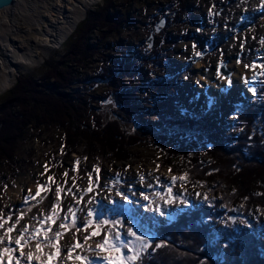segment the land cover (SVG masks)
<instances>
[{
  "label": "rangeland",
  "instance_id": "374dc122",
  "mask_svg": "<svg viewBox=\"0 0 264 264\" xmlns=\"http://www.w3.org/2000/svg\"><path fill=\"white\" fill-rule=\"evenodd\" d=\"M42 2L44 4V1L36 0L24 12L19 7L22 14L16 12L19 19L11 37L19 43L24 42L23 49L34 46L35 25L29 19L43 17ZM175 2L119 0L115 4V10L129 15L130 21L97 47L102 55L105 54V60H101L105 64H116L122 57L128 61V74L121 81L122 86L129 87L127 91H130L126 98H130L131 104L126 110H122L115 94L106 97L108 88L105 85L92 83L100 81L87 79L86 76L96 70L90 65L85 74L86 81L75 84L68 92L73 97L93 95V112L99 111L106 116L120 113L124 116V126L139 134L140 142L122 144L126 150L121 149L118 154L106 148V157L99 159L96 155L103 150L102 143L93 140L94 147L84 149L86 141L80 135L68 146L70 150L77 149L67 156L63 140L65 128L46 124L43 133L29 128L30 132L18 141L16 156L12 160L0 157V224H3L0 238L4 240L0 243V253L6 247L16 248L14 243H7L8 237L14 241L28 227L29 231L23 234L30 243L22 241V250L25 256L32 253L34 258L31 261L22 259L21 264H86L75 259L77 255L89 257L92 264H107L101 257L116 260L118 254L96 249L104 234L110 229L115 230L112 229L113 222L123 224L122 228L116 225L122 233L126 234L127 228L132 227L138 235H147L153 240L158 224L170 222L175 214L203 201L204 191L199 181L190 182L186 174L173 170L179 161L185 166L184 157H173L169 162L158 144L162 142L160 137H167L166 146L173 149L179 145L181 135L190 136L192 131L185 124L186 128L179 127L174 133L176 130L169 129L163 119L167 114L203 115L216 127V135L231 131L228 124L235 120V105L252 101L256 91L253 93L251 89L256 90V80L262 73L259 66L264 65V0H184V9L180 10ZM103 5L104 0L88 9L87 14ZM86 17L80 20L60 48L48 53L39 51L40 64L29 71L20 69L17 72L13 86L0 94V104L11 94L20 76L32 75L37 79L46 71L48 60H59ZM163 18L166 23L161 27L159 24ZM168 21L172 22L168 24ZM154 26L159 31L154 34L152 48L158 47V52L150 59L152 62L143 63L142 58L147 56L148 49L152 50L147 44V32ZM222 64H226L230 76L220 72ZM235 66H240V72L248 78L241 81V73ZM201 70L212 73L221 83L220 87L205 80L199 74ZM229 79L231 84L227 81ZM37 82L41 84L40 80ZM67 112H73L72 106ZM91 112L84 107L77 110L78 122L93 125ZM71 118H75L73 114ZM195 135L200 142L204 140L198 133ZM75 142L78 146L74 145ZM86 150L95 154L90 158L80 157L79 154ZM197 154L204 156L201 146L197 148ZM30 183L33 184L31 189ZM169 188L175 200L172 204L166 202ZM216 196L220 198L221 194L217 192ZM232 207L237 210L240 206L234 203ZM89 211L95 215L89 217ZM234 214V222L242 223L241 215ZM225 218L227 220L228 215ZM93 220L95 223H90ZM103 220H108L109 225H101L98 229ZM249 221L253 227L262 229L264 214L254 210ZM61 224L67 228L62 229ZM220 225L224 226V221ZM9 227L14 228L10 234L7 232ZM37 229L41 231L37 233ZM96 230L100 235L91 237L85 244L84 238ZM57 232L64 233L58 241L55 239ZM77 240L82 247L70 252ZM37 241L41 244L39 251ZM19 257L20 249L17 248L11 258L3 255L0 264H15Z\"/></svg>",
  "mask_w": 264,
  "mask_h": 264
},
{
  "label": "trees",
  "instance_id": "16d2710c",
  "mask_svg": "<svg viewBox=\"0 0 264 264\" xmlns=\"http://www.w3.org/2000/svg\"><path fill=\"white\" fill-rule=\"evenodd\" d=\"M118 1L104 0L101 8L89 11L64 54L58 61L48 60L47 69L40 77L22 75L18 78L11 94L0 104V157L12 160L18 141L30 132L29 128L43 133L46 124L65 128L63 140L67 156L77 149L69 147L80 135L86 141L84 149L94 147L93 140L102 143L103 150L96 155L99 159L106 157V148L118 154L121 149L126 150L122 144L141 141L139 134L124 126V116L120 113L106 116L99 111L93 112V95L85 98L81 94L73 97L68 93L75 84L86 81L88 65L94 68L97 59L105 60V54L102 55L97 46L130 21L129 15L115 10ZM183 1L176 0L178 10L184 9ZM157 30L158 27H151L147 38ZM148 51L147 63L152 62L150 59L156 56L158 47ZM127 67L125 57L116 64L101 61L100 69L86 76L88 80L100 81L93 84L108 88L106 97L115 94L122 110L131 104L130 98H126L129 87L121 84L128 74ZM71 106L73 112H67ZM83 107L92 111L93 125L78 122L77 110ZM234 116L235 120L228 124L231 131L221 135H216V127L203 115L164 116L168 128L176 130L174 133L179 127L186 128L185 124L192 131L190 136L181 135L179 145L173 149L167 148V137H160L162 142L158 144L169 162L173 157H184L185 166L179 161L173 170L186 174L190 182L199 181L204 199L182 210L170 223L159 224L153 247L146 251L139 264H264V227L255 228L249 221L254 210L264 214V68L256 80L255 97L249 103L236 105ZM104 128L106 131H101ZM196 133L204 137L202 142ZM200 146L204 156L196 155ZM94 154L86 150L79 155L90 158ZM234 203L240 206L237 210L232 207ZM234 213L241 215L242 223L234 222ZM223 221L224 226H221ZM156 244L164 247L156 248Z\"/></svg>",
  "mask_w": 264,
  "mask_h": 264
},
{
  "label": "bare ground",
  "instance_id": "6f19581e",
  "mask_svg": "<svg viewBox=\"0 0 264 264\" xmlns=\"http://www.w3.org/2000/svg\"><path fill=\"white\" fill-rule=\"evenodd\" d=\"M42 1H44V4L42 2L44 9L43 17L40 16V20H35L34 18L29 19V22H33L35 25H32L35 31L32 35L34 46L30 49H23L24 42L19 43L16 39H13L11 37V31L15 28L16 22H18L19 19L16 12L22 14L19 7H21L24 12L26 8L34 5L36 0H24L21 3L20 0H17L14 6L5 10V14H0V28L4 29V31H0V94L13 86L17 78V72L20 71V69L29 71L40 64L42 61V58L39 56L40 50L48 53L51 50L60 48L67 37L74 31L84 14L87 13L88 9L99 4L103 0ZM18 3L20 6H18ZM0 13H3V11ZM31 15L32 14H30V17ZM235 68L240 72V66H235ZM240 73L239 78L241 81L248 78L245 73ZM199 74L205 80H209L212 84H215L216 87H218L219 84L221 85V83L217 82V78L209 71L201 70ZM236 78L237 80L239 79L238 76ZM29 186L30 189L33 188L32 183H30ZM20 190L19 188V191Z\"/></svg>",
  "mask_w": 264,
  "mask_h": 264
},
{
  "label": "snow or ice",
  "instance_id": "6c2138e0",
  "mask_svg": "<svg viewBox=\"0 0 264 264\" xmlns=\"http://www.w3.org/2000/svg\"><path fill=\"white\" fill-rule=\"evenodd\" d=\"M249 67H254V66H249ZM259 67L264 68V65H260ZM228 83L231 84L230 79L228 80ZM251 91L253 93H255L256 90H255V88H253V89H251ZM97 171H99V169H97ZM65 175H67V174L65 173ZM175 179H177V178H174V180ZM89 191H91V187L89 188ZM37 195H39V191L37 192ZM118 195H119V193H118ZM144 198L148 199L147 196H145ZM205 198H207V197H205ZM124 199H127V197H124ZM166 202L168 204H172L175 202L174 198L172 197L171 188L168 189V199L166 200ZM181 203H184V201H181ZM88 215H89V217H93L95 215V213H93L92 211H89ZM161 215H163V212H161ZM90 223H95V221L93 220ZM73 224H75V220H73ZM117 224H119L121 228L123 227V224H121L119 221L113 222L112 229H115V230L110 229L104 234V239L97 246L96 250L97 251H105V252H116L118 254L119 258L116 260H113V259L108 258V257H101V259H104L107 261V264H139L140 260L143 258L146 251L153 247V240L151 238H148L147 235H138V232L134 231L132 227L127 228L126 234L122 233L121 231H119V229H116ZM101 225L107 226V225H109V221L108 220L101 221L100 225L97 226L98 229ZM2 227H3V224H0V228H2ZM60 227L62 229L67 228V226L65 224H61ZM84 230L86 231L87 227ZM13 231H14L13 227H9L7 229V232L9 234L12 233ZM28 231H29V228L25 227L23 229L22 234L19 237L15 238L14 241H13L12 237L9 236L7 243L9 245L14 243L17 247L16 248H13V247L4 248L2 253H0V258H2L3 255H9L11 258V254L15 253L17 251V248H19L20 249V257L16 258L15 264H21L22 259L26 260V261L33 260L34 255L32 253H29V254H27V256H25V254L22 250L23 249V245L21 243L22 241H24L26 244L30 243L29 240L25 239V236L23 234V233H27ZM40 231H41L40 229L36 230L37 233H39ZM49 231H50V229H49ZM78 231H79V229H78ZM63 234L64 233H62V232H57L55 234V239L58 241ZM97 235H100L99 230L93 231L89 236H86L84 238L85 244L87 243V241L89 239H91V237L97 236ZM126 237H130L133 239H127ZM0 243H4V240L2 238H0ZM79 247H82V245L77 240L76 244L73 245V248L69 249V251L71 252L75 248H79ZM155 247L161 248V247H164V245L163 244H156ZM36 249H37V251H39L41 249V244L39 241H37V243H36ZM89 250L91 251L92 249L89 248ZM35 258L39 259L38 256H36ZM75 259L81 260L82 262H86V264H92L91 259H89V257H87V256L77 255L75 257Z\"/></svg>",
  "mask_w": 264,
  "mask_h": 264
},
{
  "label": "water",
  "instance_id": "95a60500",
  "mask_svg": "<svg viewBox=\"0 0 264 264\" xmlns=\"http://www.w3.org/2000/svg\"><path fill=\"white\" fill-rule=\"evenodd\" d=\"M16 1L17 0H0V12L10 9L12 6L15 5ZM86 15H87V13L84 14L82 19H84L86 17ZM165 23H166V19L163 18L160 21L159 26L164 27ZM77 26H78V24L76 25L75 29L77 28ZM158 31H159V28H158L157 32ZM154 36L155 35L152 33L150 35V37L148 38V40H147L148 45H149L150 48H152V46H153V38H154ZM220 72L225 74L226 76H230L231 75V72L227 69L226 64H222L221 65Z\"/></svg>",
  "mask_w": 264,
  "mask_h": 264
},
{
  "label": "built area",
  "instance_id": "2783aa9c",
  "mask_svg": "<svg viewBox=\"0 0 264 264\" xmlns=\"http://www.w3.org/2000/svg\"><path fill=\"white\" fill-rule=\"evenodd\" d=\"M94 66H95L94 69H97L98 68V70H99L100 67H101V61L99 59H97V62L95 61ZM98 70L96 72H98Z\"/></svg>",
  "mask_w": 264,
  "mask_h": 264
}]
</instances>
